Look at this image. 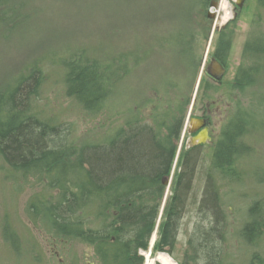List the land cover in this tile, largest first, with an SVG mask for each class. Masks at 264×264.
Returning a JSON list of instances; mask_svg holds the SVG:
<instances>
[{
  "label": "trees",
  "instance_id": "trees-1",
  "mask_svg": "<svg viewBox=\"0 0 264 264\" xmlns=\"http://www.w3.org/2000/svg\"><path fill=\"white\" fill-rule=\"evenodd\" d=\"M180 1L186 3L184 15L176 16L179 24L168 37V44L156 41L155 48L151 45L139 52L125 53L124 57L110 53L103 62L88 57L81 67L74 62L76 55L68 63L56 62L63 71L66 94L85 114L95 118L106 106L109 113L116 108L114 83L127 76L129 63L134 65L145 55L151 57L162 46L175 59L172 58L174 65L166 83L151 87L152 100L156 103L144 102L126 114L123 121L113 120L97 139L81 141L74 127L51 122L39 113L34 101L44 73L37 65L27 76H20L12 90L0 99V158L10 171L17 173L16 179L35 178L45 190L29 202L31 217L39 219L49 235L60 243L76 241L90 246L97 264H142L143 257L138 252L148 249L158 218L166 187L163 181L171 170L190 96V93L188 97L184 95L180 84L183 77L179 75L186 70L191 78L198 65V51L192 43L193 40L200 42L202 35L193 23L196 6L210 5L214 0ZM28 2L0 0V24L6 21L17 24L23 19ZM255 2L251 22H263L264 0ZM232 34V31H222L219 45L227 44ZM261 41L264 42V32L260 31H253L246 40L242 57L248 60L249 67L243 63L238 68L235 89L242 90L250 71H258L264 47L263 52H258L253 43ZM205 98L212 100L207 93ZM120 104L121 108L125 106ZM236 109L221 130L212 154L211 168L221 180L236 177V157L245 150L240 138L246 132L244 129L249 128L250 117L249 113L237 114ZM118 113L121 115L122 111ZM193 150L183 155V171L170 181L171 194L158 218V237L153 250L172 258L193 174ZM205 182L198 203L203 226L193 229L184 258L178 264L227 262L224 245L229 230L216 178L205 177ZM263 208L258 202L253 203L248 208L249 220L239 231L244 244L253 247L250 264H264ZM259 247L262 253L256 252Z\"/></svg>",
  "mask_w": 264,
  "mask_h": 264
},
{
  "label": "rangeland",
  "instance_id": "rangeland-1",
  "mask_svg": "<svg viewBox=\"0 0 264 264\" xmlns=\"http://www.w3.org/2000/svg\"><path fill=\"white\" fill-rule=\"evenodd\" d=\"M214 2L218 3L216 8H210L211 3L196 6L193 23L197 24L196 30L202 35L200 42L193 40L192 43L198 51V65L191 78L186 70L179 75L183 77L180 84L184 95L188 97L190 93V96L158 218L171 194L170 181L183 171V155L193 150L187 148L191 136L188 118L200 114L207 103L205 93L215 100L210 116L211 137L206 144L193 150V174L172 249L174 258L153 250L160 223L157 218L148 249L138 252L143 257L142 264H147V260L148 264H161L156 260L160 253L175 264L183 260L193 229L203 224L198 203L202 199L205 177L209 176L216 178L229 230V238L224 245L226 264H250L252 260L253 247L244 244L239 231L249 220L248 208L255 202L264 206V55L258 71H250L247 85L242 90L234 86L238 68L243 63L249 67L248 60L242 57L244 42L253 31L264 32V21L251 22L255 0H244L240 8L236 0ZM185 4L180 0H29L23 19L17 24L11 25L7 21L0 24V99L12 90L20 76H27L37 65L44 73L34 101L40 112L37 111L51 122L74 127L76 137L79 136L81 141L97 139L113 120L123 121L126 114L144 102L156 103L152 100L154 93L151 87L166 83L175 59L171 57L170 50L168 53L162 46L151 57L145 55L136 64L129 63L127 76L123 75L114 83L116 108L109 113L106 106L95 118L85 114L80 105L66 94L63 71L56 62L68 63L72 55H76L74 62L81 67L88 57L103 62L110 53L125 56V53L139 52L151 45L155 48L156 41L168 44V37L179 24L176 16L184 15ZM208 10L215 12L214 20L207 17ZM224 26V31H232L233 34L227 44H222L225 47L221 51L218 38ZM253 47L260 52L264 42H255ZM216 52L225 63V72L219 83L205 73L206 65ZM120 102L125 103L123 108ZM234 109L237 114L249 113L250 125L240 138L245 150L236 157V177L221 180L222 177L211 168L212 152L223 126L235 113ZM119 111H122L121 115ZM16 174L0 158V264H97L90 246L76 241L60 243L49 235L39 219L31 217L29 202L42 190L45 191L43 184L31 177L16 179ZM256 252L262 253L261 248Z\"/></svg>",
  "mask_w": 264,
  "mask_h": 264
},
{
  "label": "flooded vegetation",
  "instance_id": "flooded-vegetation-1",
  "mask_svg": "<svg viewBox=\"0 0 264 264\" xmlns=\"http://www.w3.org/2000/svg\"><path fill=\"white\" fill-rule=\"evenodd\" d=\"M225 28H226L225 26L222 27L221 28V32L224 31ZM243 46L245 47V42H244V45ZM224 47H225V45H223V46L221 44L219 45V49L221 51L223 50ZM244 47H243V49H244ZM212 57H214L225 68V63H224L222 57L218 54V52H216L215 55H213ZM211 80H213V79H211ZM213 81L216 82V83H219L220 82V80L219 81L213 80ZM206 102L207 103L204 105V108L200 111V114L199 115H197L196 117H190L189 116V118H188V123H189L188 133L191 134V136H190V138L188 140V144H187V148L188 149H195L198 146H201L203 144H206V142L210 140V137H211V122H210V116H211L212 107L215 105L214 104L215 103V100L214 99H212V100H209L208 99V101L206 100ZM191 119L203 120L204 123L199 128L194 129L192 131L191 125H190V120ZM228 120L226 121V123L228 122ZM226 123H225V125H226ZM225 125L223 126V128L225 127ZM186 128H185V130H186ZM203 129H206V133H207V138H206L205 142L199 143L197 140L193 141V139H194L193 137H195ZM221 132L219 133L218 141H219V139L221 137ZM218 141H217V143H218ZM213 152H214V150H213ZM213 152H212V154H213ZM201 223H203V222H201Z\"/></svg>",
  "mask_w": 264,
  "mask_h": 264
},
{
  "label": "water",
  "instance_id": "water-1",
  "mask_svg": "<svg viewBox=\"0 0 264 264\" xmlns=\"http://www.w3.org/2000/svg\"><path fill=\"white\" fill-rule=\"evenodd\" d=\"M244 0H236V5L237 7H241L243 4ZM218 5L217 2H211V7L210 8H216ZM207 17L211 20H214L215 18V12L208 10L207 11ZM225 72V68L222 66V64H220L215 58H211L209 63L206 65L205 67V73L213 80L215 81H219ZM204 123L203 120H199V119H191L190 120V125H191V129L192 131L194 129L199 128L202 124ZM207 138V133H206V129H203L202 131H200L193 139V141L197 140L199 143L205 142ZM167 179H165L163 181V184L165 186H167Z\"/></svg>",
  "mask_w": 264,
  "mask_h": 264
},
{
  "label": "bare ground",
  "instance_id": "bare-ground-1",
  "mask_svg": "<svg viewBox=\"0 0 264 264\" xmlns=\"http://www.w3.org/2000/svg\"><path fill=\"white\" fill-rule=\"evenodd\" d=\"M194 138V137H193ZM169 177V176H168ZM168 177H166L165 179H167L168 181ZM164 179V180H165ZM148 255V254H147ZM159 263L161 264H175L173 263L170 258H168L166 255L160 253L159 257L156 259ZM149 263V260H147V264Z\"/></svg>",
  "mask_w": 264,
  "mask_h": 264
}]
</instances>
